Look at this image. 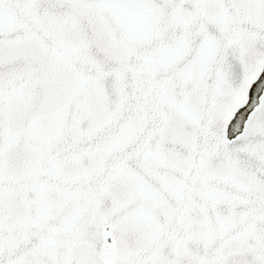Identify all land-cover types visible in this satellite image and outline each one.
I'll use <instances>...</instances> for the list:
<instances>
[{"label": "snow or ice", "instance_id": "1", "mask_svg": "<svg viewBox=\"0 0 264 264\" xmlns=\"http://www.w3.org/2000/svg\"><path fill=\"white\" fill-rule=\"evenodd\" d=\"M0 264H264V0H0Z\"/></svg>", "mask_w": 264, "mask_h": 264}]
</instances>
